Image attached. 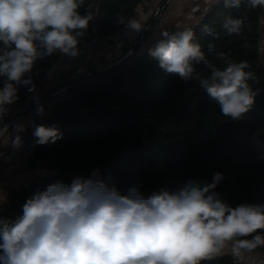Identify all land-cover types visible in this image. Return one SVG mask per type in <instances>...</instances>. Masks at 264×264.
Wrapping results in <instances>:
<instances>
[{
    "label": "clouds",
    "instance_id": "1",
    "mask_svg": "<svg viewBox=\"0 0 264 264\" xmlns=\"http://www.w3.org/2000/svg\"><path fill=\"white\" fill-rule=\"evenodd\" d=\"M218 3L219 0H216ZM240 9L242 0H224ZM248 8L264 7V0H244ZM85 0H0V137L14 129L11 146L23 145L26 126L5 123L19 88L36 90L32 72L37 60L55 53L76 57L78 44L95 18L92 6L79 11ZM118 24L134 33L146 26L117 15ZM245 19L228 16L227 35L240 36ZM207 35H215L205 26ZM215 46L208 45V52ZM148 54L161 69L181 80H196L223 116L240 121L258 93L249 81L257 78L247 60L231 59L215 51L208 59L194 30H161ZM203 64L204 75L197 70ZM51 75V73H50ZM38 114L44 107L37 104ZM34 123V122H33ZM12 135V133H11ZM36 143H55L62 133L55 126L35 125ZM225 179L215 172L211 182L188 179L177 189L161 188L145 195L133 185L121 193L97 168L71 183L56 181L37 190L22 205V214L0 218V264H201L230 249L235 264L264 247V204L235 207L215 191ZM251 236V239L244 238Z\"/></svg>",
    "mask_w": 264,
    "mask_h": 264
},
{
    "label": "trees",
    "instance_id": "2",
    "mask_svg": "<svg viewBox=\"0 0 264 264\" xmlns=\"http://www.w3.org/2000/svg\"><path fill=\"white\" fill-rule=\"evenodd\" d=\"M141 2L85 0L79 11L83 15L84 8L91 5L95 18L80 39L112 35L123 26L116 22L117 15L137 17ZM228 16L245 19L242 35L226 34L223 23ZM260 21L264 22V7L251 9L242 0L241 8L234 9L219 0L194 30L202 51L217 66L223 64L215 60V51L230 53L236 62L250 63L248 70L255 73L257 82L249 83L259 91L253 107L240 121L223 116L198 81L185 82L161 69L148 51H138L121 66L57 95L52 114L43 125L57 127L62 138L38 144L34 153V159L50 172L28 186L12 189L0 218L14 219L22 214V205L37 190L58 180L70 184L72 178L87 177L97 168L121 193L136 185L145 195L161 188L173 191L188 179L211 182L219 171L225 179L215 191L231 206L264 204V28L262 36ZM205 26L215 35H207ZM209 44L215 46L212 52H208ZM52 60L49 56L34 64L31 75L36 87ZM197 70L208 74L203 64ZM29 94L21 86L18 101ZM60 112L66 115L59 117ZM201 264L235 261L225 253Z\"/></svg>",
    "mask_w": 264,
    "mask_h": 264
},
{
    "label": "built area",
    "instance_id": "3",
    "mask_svg": "<svg viewBox=\"0 0 264 264\" xmlns=\"http://www.w3.org/2000/svg\"><path fill=\"white\" fill-rule=\"evenodd\" d=\"M161 1L162 0H142L141 4L139 5L140 11L143 12L142 15L141 16L138 15L137 17L132 18V19H136L143 25L147 26L148 23L150 22V19L153 13L157 9ZM212 11H213L212 3H204L201 5L198 2H195L190 8V14H189L190 24L185 25L181 29L185 27H191L193 30H195L207 19V17ZM143 31L139 33H134L123 25L118 30H116L112 35H109V36H104V37L94 36L88 39H80L79 44H78V48H79L78 56L68 57L67 55H63L60 53H55L52 55L53 60L48 68L46 76L41 79L40 85L43 84L45 78L50 76V73L52 74L54 64H56L57 62L59 64H62L63 66L65 64H68L72 59H75V58L86 59L91 53L104 52V56L108 60V64L104 67H107V66H110L116 63L129 50L125 48L127 40L131 39L133 40L132 43H134V41L143 33ZM95 70L96 68L93 66V64L88 63L86 67H80L75 72V76H81L83 74H90ZM56 100H57V96L41 104L44 107L43 114L37 113L36 111L37 107L30 110L29 114L31 116V121L26 129L24 137L22 138L23 145L19 149L12 150L6 159V162L9 164V169L12 168L11 162L13 160L14 154L18 152L22 155V166L21 167L23 170H26L29 168H38L44 174H48L50 172L48 168L43 167V163L41 161L34 159L35 149L38 144L35 142L36 138L32 135V133L34 131V124L35 125L44 124V122L47 120L49 115L52 114L53 105L56 102ZM27 103L28 101H26V99L22 102L17 100V102L12 105L11 111L7 119L10 116H14L16 113H18L20 109ZM16 122L17 121L10 122L9 124L11 125ZM11 130L14 132L13 128H11ZM254 252H257V253H254ZM254 252L246 256V259L243 262V264H264V251L254 250Z\"/></svg>",
    "mask_w": 264,
    "mask_h": 264
},
{
    "label": "crops",
    "instance_id": "4",
    "mask_svg": "<svg viewBox=\"0 0 264 264\" xmlns=\"http://www.w3.org/2000/svg\"><path fill=\"white\" fill-rule=\"evenodd\" d=\"M198 2L199 4L204 3H216V0H171L168 3L165 12H163L157 26L151 32L152 39L147 40L149 44L146 48L154 44L156 36L159 35L161 30H168V31H176L180 30L187 24H190V8L195 3ZM140 11V8H139ZM142 11H140L139 15H142ZM157 34H156V33ZM149 37V38H150ZM148 38V39H149ZM131 39L127 40L125 48L130 49L132 46ZM143 52V51H142ZM108 60L104 56V52H94L91 53L86 59L82 58H75L72 59L68 64L62 66L58 62L54 64L53 72L50 76L44 79L43 84L39 85L35 92L30 93L29 96L26 98V101L30 102L31 100L39 97L44 92L50 90L54 86L60 84L61 82L74 77L75 72L80 67H86L88 63L93 64V66L97 69L103 68L105 66V62ZM68 76L66 79L63 80V77ZM62 80V81H59ZM60 82V83H57ZM6 121V120H5ZM31 121L30 114H27L20 119L17 120L16 123H20L26 126V129ZM26 130L20 135L22 138L24 137ZM12 133V135H11ZM15 133L9 128V134H6L3 137H0V211L4 207L7 202L8 195L12 189L20 188L23 186H28L32 182L40 180L46 174H44L38 168H29L26 170L22 169V155L16 152L13 156V160L11 162L12 168L9 169V164L6 162L8 155L11 153L13 148L11 146L12 139L14 138ZM231 254L230 249H226L222 254ZM257 253V252H254ZM220 254V255H222Z\"/></svg>",
    "mask_w": 264,
    "mask_h": 264
},
{
    "label": "water",
    "instance_id": "5",
    "mask_svg": "<svg viewBox=\"0 0 264 264\" xmlns=\"http://www.w3.org/2000/svg\"><path fill=\"white\" fill-rule=\"evenodd\" d=\"M170 1L171 0H162L159 3L157 9L153 13V15H152V17L150 19V22L146 26V28L143 31V33L134 41V43L132 44L130 49L123 55V57L119 61H117L116 63H114V64H112L110 66L97 69V70L93 71L90 74H83L81 76H74V77H71V78L61 82L60 84L54 86L50 90H48V91L44 92L43 94H41L39 97H37V98L31 100L30 102H28L27 104H25L20 109V111L18 113H16L14 116H10L5 121V123L9 124L10 122L17 121L21 117L29 114L31 109H34L35 107H37V104L41 105V104L45 103L46 101L55 98L60 92H62L64 89H66L68 87L74 86L76 84L82 83V82L90 80V79H93L95 77H98V76L108 72L109 70H112V69H115V68L121 66L132 55H134L138 51H141L142 44L150 37L151 32L157 26L160 17L162 16L163 12L167 8L168 3ZM263 28H264V22L260 21V33H261L262 36H263ZM261 50H263V49H261ZM58 115H59V117H64L66 115V113L65 112H60Z\"/></svg>",
    "mask_w": 264,
    "mask_h": 264
},
{
    "label": "rangeland",
    "instance_id": "6",
    "mask_svg": "<svg viewBox=\"0 0 264 264\" xmlns=\"http://www.w3.org/2000/svg\"><path fill=\"white\" fill-rule=\"evenodd\" d=\"M160 20V19H159ZM159 22V21H158ZM154 30V29H153ZM156 33V32H155ZM157 34V33H156ZM152 37L153 36H151L149 39H147V40H151L152 39ZM157 37V36H156ZM147 40L142 44V46H141V51H145V48L149 45L148 43H147ZM146 51H148V49L146 50ZM105 66L108 64V62L106 61L105 63ZM68 76H66V77H63V80L64 79H66ZM59 81H62V80H59ZM57 83H60V82H57ZM256 144H260L259 142H258V140L256 139Z\"/></svg>",
    "mask_w": 264,
    "mask_h": 264
}]
</instances>
